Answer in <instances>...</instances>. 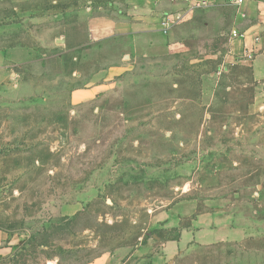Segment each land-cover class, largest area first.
Returning <instances> with one entry per match:
<instances>
[{"label":"rangeland","instance_id":"374dc122","mask_svg":"<svg viewBox=\"0 0 264 264\" xmlns=\"http://www.w3.org/2000/svg\"><path fill=\"white\" fill-rule=\"evenodd\" d=\"M124 4L0 0L2 264H264V79L219 9L125 59Z\"/></svg>","mask_w":264,"mask_h":264},{"label":"crops","instance_id":"0c3cea01","mask_svg":"<svg viewBox=\"0 0 264 264\" xmlns=\"http://www.w3.org/2000/svg\"><path fill=\"white\" fill-rule=\"evenodd\" d=\"M124 3L125 11L119 19L95 18L88 23V29L93 39L115 38L125 42L123 49L129 54L124 56L125 59L146 57L163 50L167 45V34L161 30L162 16L185 7L178 0H124ZM206 9H219L221 18H228L230 30L236 29L244 34V39L230 40L231 50L238 56H242L246 49L254 50L253 60L249 63L253 66L255 79H264V0H248L243 9L245 19L238 17L237 11L232 8L219 6ZM7 73V70L1 72L2 82L6 81ZM17 249L13 238L0 231V264L12 257Z\"/></svg>","mask_w":264,"mask_h":264},{"label":"built area","instance_id":"2783aa9c","mask_svg":"<svg viewBox=\"0 0 264 264\" xmlns=\"http://www.w3.org/2000/svg\"><path fill=\"white\" fill-rule=\"evenodd\" d=\"M181 4L185 5L186 12L184 15L176 14H166L162 16L161 20V30L165 34H168L169 31L176 24L182 22L187 18L192 12L199 9H206L211 7L224 6L232 8L237 11V16L245 19L246 12L243 10L246 2L248 0H178ZM223 36L225 33L223 32ZM229 40H238L244 39V34L240 33L238 30L233 29L228 33ZM242 57H245L247 60L252 61L254 57V50L246 49L242 53Z\"/></svg>","mask_w":264,"mask_h":264},{"label":"water","instance_id":"95a60500","mask_svg":"<svg viewBox=\"0 0 264 264\" xmlns=\"http://www.w3.org/2000/svg\"><path fill=\"white\" fill-rule=\"evenodd\" d=\"M63 43V42H62ZM126 59H128V57H126ZM110 202V201H109Z\"/></svg>","mask_w":264,"mask_h":264}]
</instances>
